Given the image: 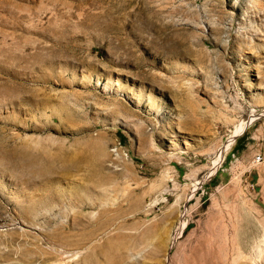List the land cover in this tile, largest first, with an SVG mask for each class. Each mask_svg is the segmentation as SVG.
Returning a JSON list of instances; mask_svg holds the SVG:
<instances>
[{
    "label": "rangeland",
    "instance_id": "obj_1",
    "mask_svg": "<svg viewBox=\"0 0 264 264\" xmlns=\"http://www.w3.org/2000/svg\"><path fill=\"white\" fill-rule=\"evenodd\" d=\"M258 153L264 0H0V264H264Z\"/></svg>",
    "mask_w": 264,
    "mask_h": 264
},
{
    "label": "bare ground",
    "instance_id": "obj_2",
    "mask_svg": "<svg viewBox=\"0 0 264 264\" xmlns=\"http://www.w3.org/2000/svg\"><path fill=\"white\" fill-rule=\"evenodd\" d=\"M190 85V84H189ZM180 86V85H179ZM186 86V85H185ZM188 86V85H187ZM192 86V85H191ZM181 87V86H180ZM191 89V88H190ZM191 92V91H190ZM254 114V113H253ZM250 117L251 118H254L255 116L254 115H250ZM244 122V120L242 119L241 120V123H243ZM216 169V168H215ZM173 241H174V237H172V236H170L169 235V237H168V244H171V243H173ZM78 257H80L78 254H77V252H76V254H74V255H72V256H70V258L68 259V260H66V261H75ZM65 263V261H63L62 262V264H64ZM59 264V263H58Z\"/></svg>",
    "mask_w": 264,
    "mask_h": 264
},
{
    "label": "built area",
    "instance_id": "obj_3",
    "mask_svg": "<svg viewBox=\"0 0 264 264\" xmlns=\"http://www.w3.org/2000/svg\"><path fill=\"white\" fill-rule=\"evenodd\" d=\"M264 162V156L261 153L256 154L251 161L252 167L258 166Z\"/></svg>",
    "mask_w": 264,
    "mask_h": 264
},
{
    "label": "crops",
    "instance_id": "obj_4",
    "mask_svg": "<svg viewBox=\"0 0 264 264\" xmlns=\"http://www.w3.org/2000/svg\"><path fill=\"white\" fill-rule=\"evenodd\" d=\"M252 139H254V137L252 136ZM255 146L254 142L251 140L249 141V147L250 149H252Z\"/></svg>",
    "mask_w": 264,
    "mask_h": 264
}]
</instances>
